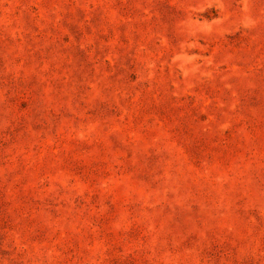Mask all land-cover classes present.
Wrapping results in <instances>:
<instances>
[{
    "label": "rangeland",
    "instance_id": "1",
    "mask_svg": "<svg viewBox=\"0 0 264 264\" xmlns=\"http://www.w3.org/2000/svg\"><path fill=\"white\" fill-rule=\"evenodd\" d=\"M0 264H264V0H0Z\"/></svg>",
    "mask_w": 264,
    "mask_h": 264
}]
</instances>
